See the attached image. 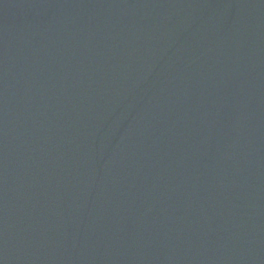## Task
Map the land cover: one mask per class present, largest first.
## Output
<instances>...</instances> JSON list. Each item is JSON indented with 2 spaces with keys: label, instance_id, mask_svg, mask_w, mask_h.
<instances>
[{
  "label": "water",
  "instance_id": "1",
  "mask_svg": "<svg viewBox=\"0 0 264 264\" xmlns=\"http://www.w3.org/2000/svg\"><path fill=\"white\" fill-rule=\"evenodd\" d=\"M0 264H264V0H0Z\"/></svg>",
  "mask_w": 264,
  "mask_h": 264
}]
</instances>
